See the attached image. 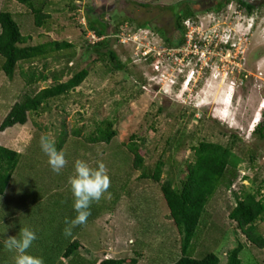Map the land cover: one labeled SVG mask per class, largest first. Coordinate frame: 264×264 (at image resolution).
Returning <instances> with one entry per match:
<instances>
[{
    "label": "rangeland",
    "instance_id": "rangeland-1",
    "mask_svg": "<svg viewBox=\"0 0 264 264\" xmlns=\"http://www.w3.org/2000/svg\"><path fill=\"white\" fill-rule=\"evenodd\" d=\"M179 1L180 4L191 3V8L192 3H197V0H36L32 7L42 6L51 15L52 21L46 30L34 26L29 7L12 0H0V12L8 11L14 16L21 33L29 37L27 45L57 41L73 47L37 62L34 65L37 71L42 70L48 76L62 72L61 79L65 81L73 71L87 69L88 77L67 98L63 111L55 108L47 113L48 116L31 115L25 125H15L11 130L0 132V145L8 142L20 151L30 145L24 152L28 157L41 135L56 141V136L63 130L67 134L80 130V139L68 136L72 142L65 146L66 157L80 155L85 161L89 160L92 167L103 163L110 180L107 193L99 200L106 205L102 220L109 217L110 223H105L103 229L90 230L94 238L97 235L99 238L94 244H86V251L81 252L88 262L97 264L106 258L136 260L135 264H172L176 261L180 255L179 237L168 217L160 184L139 178L140 173H149L161 160L166 164L162 181L171 172L170 177L176 184L184 178V165L191 159L189 145L206 141L226 146L233 138L240 140L234 145V152L243 158L238 177L229 190L219 189L207 204L192 255L198 258L212 252L220 264H224L225 254L241 244V264H262L264 259V249L250 245L228 218L234 205L233 193L241 188L255 191L260 186L258 198L264 200V139L253 133L257 122L264 125L263 114L258 110L264 101V5L257 19L248 18L247 22L235 2L227 4V14L220 18L210 13L199 15L200 26L204 27L210 20L215 25L213 31L231 35L229 44L238 42L245 34L248 43L239 41V47L245 48L242 54L229 48L212 52L217 54L213 60L201 59L210 72L200 79V84L195 74L185 85L181 80L184 81L186 70L194 72L192 65L183 69L181 74L184 75L179 77L180 74L172 69L161 67L156 62L160 58L147 63L138 61L140 56L136 57L146 48L148 52L159 51L161 55L160 50L167 45L155 33L174 41L177 35L173 24L175 14L187 6H177ZM74 5L79 7L74 8ZM94 20L105 27L109 47L117 55L122 69L112 70L108 61L92 63L83 59L81 49L91 40L88 39L89 30L85 28L88 21ZM192 21L196 24V17ZM221 22L227 25L220 26ZM145 24L152 32L138 31L139 26ZM129 37H135L137 41L127 39ZM69 55L73 56L67 60ZM47 85L50 82L37 87ZM21 86L18 78L10 81L0 72V123L10 103L24 92ZM107 121L112 122L116 132L111 144L85 145L83 137ZM76 141L83 147L77 146ZM128 143L139 147L143 157L140 170L132 168ZM251 155L254 156L253 166L248 159ZM243 177L248 180L244 181ZM256 228L264 237V220L257 223ZM0 242V257L13 264L14 253L3 247L2 240ZM53 247L51 242H38L29 253L41 257L44 264H57Z\"/></svg>",
    "mask_w": 264,
    "mask_h": 264
},
{
    "label": "trees",
    "instance_id": "trees-1",
    "mask_svg": "<svg viewBox=\"0 0 264 264\" xmlns=\"http://www.w3.org/2000/svg\"><path fill=\"white\" fill-rule=\"evenodd\" d=\"M12 1L30 8L35 27L49 30L50 22L52 21L51 15L47 11H44L42 6L33 8L32 5L36 0ZM229 2V0H226L223 5H227ZM237 2L248 14L252 12L254 7L251 6L248 1L237 0ZM183 4L176 5L183 6ZM73 7L77 8L79 6L74 5ZM221 7L222 6L219 5L216 11L222 9ZM195 14L196 13L188 6H184L183 10L175 14L173 23L174 29L181 37L175 42H170L160 34V37H162L164 43L168 47H177L184 42L182 22L185 20L192 21V19L195 18ZM139 27L145 29L143 30L140 28L142 31L152 32L147 29L149 27L147 24ZM85 29H88L89 31L87 32H92L101 40L95 44L87 42V45L81 49V53H83L84 56L83 59L91 60L92 63L98 61L105 63L108 61L112 65V70L122 69L123 66L117 55L109 47V38L106 36L105 27L94 20L92 22L88 21ZM20 30L19 24H17L14 16L10 12H0V72L10 81L14 80L15 77L18 78L22 85L21 90L24 91L15 98L14 103L10 106L9 111L2 119L0 123V132H4L15 125H25L28 121V117L31 115L38 118L44 114L47 115V113L57 108L63 111L65 107L64 101L69 98L73 91L81 87L82 83H84L88 77V72L85 68L73 71L65 81L61 79L63 76L62 72H55L48 76L45 75L42 70L37 71L34 66L37 62L46 61L53 54L61 53L73 47L66 42L57 41L27 45L29 37L24 36ZM72 56L73 55H69L67 60L71 59ZM149 62H151V60L147 63ZM43 70H46L45 65H43ZM48 82H50L49 86L47 85L38 89V85ZM262 114L264 117V111ZM100 125V127H94L95 129L93 132L83 137V143L85 145L109 146L111 144L116 136L112 122L107 121ZM51 128H53L52 125ZM253 133L260 139H264V125H257ZM68 136L74 139H80L82 135L78 129L71 131L69 134L63 130V132L55 138L56 147L60 148L63 144L65 145L67 140V143L72 142L68 139ZM182 139L183 141L185 140V138ZM239 141V139L233 138L230 144L226 146L206 141H200L195 146L189 145L188 149L191 152V159L184 165V178L176 184L170 177L171 172H169L168 178L162 181V174L166 164L161 160H158L154 164L149 173H140L139 178L144 180L149 179L156 184H160L159 190L168 210V217L177 231L180 255L172 264H220L219 258L212 252H207L198 258L193 257V245L197 239L199 226L202 223L203 216L206 212V206L210 199L221 188L229 190L238 177V167L243 162V158L234 152V145ZM188 142H190V140ZM75 143L77 146L83 147L79 142L76 141ZM38 148H40V146ZM127 151L129 155H132V168L134 170H140L143 166V157L139 153V147L135 143H128ZM32 155L39 158L45 156L41 152V149H37L36 151L33 150L32 152L29 151V159H26V161L22 163L23 170L21 172L29 171ZM19 157L20 155L16 152L0 146V197L6 193V190L16 174L15 171L20 173V170H17L20 162ZM248 159L251 162V166H253L254 156L251 155ZM101 160L105 163L104 159H100V161ZM170 170L172 169L170 168ZM242 179L244 181L248 180V178L244 177ZM20 181H23V178H21ZM35 183L40 184L41 190H54L59 186L57 184L58 182L56 183L53 179H42V181L39 182L26 177L24 184H14L13 187L16 186L19 191L24 190L25 194H27L29 190L35 189ZM251 183L253 184L254 181H251ZM260 190L261 188L258 186L255 191L241 188L239 192L233 193L234 205L228 214V218L235 223L237 230L240 231L250 245L257 249H264V237L256 228V224L264 220V200L258 198ZM51 195L49 196L50 201H54L52 205L61 204L62 198L60 195L56 193ZM51 212V220H53V209H51ZM30 224L31 223H25V227L35 231L37 235V240L34 241L33 246L38 245V242L41 244L48 241L52 242L57 255V264H61L60 262L62 260L60 259H69L68 264H85L86 261L84 259H78L74 255L75 252L81 248L80 244L75 240L70 242V239L67 237L58 236L59 232L57 231H62L61 229H54L47 221L37 224L33 223V226ZM12 226L13 227L11 230H8V232L10 234L12 233L11 236L14 237L18 235L21 225L18 222H14ZM90 238L88 243L94 244L96 242V237L90 236ZM241 251V244H237L236 247L229 250L225 254L226 259L224 264H241L239 258ZM7 263L8 261L6 259L3 260V258L0 257V264ZM97 263L135 264L136 260L126 261L123 259L106 258L97 261ZM87 264L95 263L88 262ZM262 264H264V259Z\"/></svg>",
    "mask_w": 264,
    "mask_h": 264
},
{
    "label": "crops",
    "instance_id": "crops-1",
    "mask_svg": "<svg viewBox=\"0 0 264 264\" xmlns=\"http://www.w3.org/2000/svg\"><path fill=\"white\" fill-rule=\"evenodd\" d=\"M14 101L15 99L7 107L5 111V115L9 111V108L14 103ZM64 103H66V100L64 101ZM11 129L13 128H10V130ZM66 144L68 143L66 142ZM66 144L65 145L63 144L60 148L58 147L59 149L57 148V150L64 151ZM9 145L10 143L7 142L2 147L12 150L16 152L18 155H20L19 157L20 162L17 168V170H20V173H18V171H15L16 174L14 175L13 180L11 181L8 189L6 190V193L2 197H0V222L3 223V225L0 224V229L4 231L5 228V231L2 234H0L1 235L0 240H2L3 243V239L8 238L9 235L8 230H11V228L13 227L12 223L14 222L20 223L21 228H23L25 227V223L26 224L31 223L30 225L33 226V223L37 224V223H43V221H47V223L50 224V226H52L54 229L62 230V231H57L59 232L58 236L67 237L70 239V242L75 240L77 243L80 244L81 248H79L74 255L78 259L79 258L84 259L87 264L88 258H84L81 252L84 253V251H86V246L89 245L88 240L90 236L93 237L91 233L92 230H96L99 227L103 229L106 225L105 223L109 224L110 222H109V217L106 221L102 220L106 215L105 213L106 209L104 204H101L100 201H98L92 204V207L90 209L91 215L88 217L87 222L83 225H77L76 227H73L71 229L70 236L64 235V231L66 227L70 226L65 223V220L68 219L70 221L76 215V213L72 209V195L71 192L69 191L67 180L69 176L72 175L73 162L77 159L84 160V158H82L80 155L75 157L67 156L68 157V158L66 157V159L68 160L67 166L62 170L60 174H56L50 169L47 163L46 156L39 158L35 155H32L31 156L32 162L29 165V171L21 172L23 170L22 163H24L26 159H29V157H25L26 154L24 155V152L28 146L20 151L18 147H13ZM38 147L39 144L36 145L35 151L37 149H40ZM101 162H103V160H101ZM26 177H29V179L39 182L42 181V179L43 180L53 179L54 181H56V183L58 182L57 184L59 186H57L54 190H49V189L41 190L40 184L35 183V187H34L35 189L31 191L29 190V192L25 194L24 190L19 191L18 188L16 186H15L16 188L13 187V185L14 184L17 185L21 183L24 184ZM21 178H23V181H20ZM55 193L60 195V197L62 198L61 204L52 205L54 201H50L49 196ZM51 209H53L54 211L53 220H51V215H50V213H52ZM98 238L99 237L97 235L95 241L98 240ZM48 242H46L45 244H47ZM5 259L7 260V258ZM60 260H62L60 262L61 264H68L69 261V259L68 260L60 259Z\"/></svg>",
    "mask_w": 264,
    "mask_h": 264
},
{
    "label": "clouds",
    "instance_id": "clouds-1",
    "mask_svg": "<svg viewBox=\"0 0 264 264\" xmlns=\"http://www.w3.org/2000/svg\"><path fill=\"white\" fill-rule=\"evenodd\" d=\"M257 123L255 127L259 125ZM39 146L41 152L47 157L50 169L54 173L60 174L68 164L65 152L57 150L55 141L47 135L40 136ZM67 184L72 195V209L76 213L70 221L65 220V223L70 226L66 227L64 235L70 236L73 227L87 222L88 217L91 215L92 204L98 202L107 193L110 180L103 163H98L95 167H92L87 161L77 159L73 162V172L69 176ZM0 224L3 225L2 222ZM3 232H0V234ZM36 240V232L28 227H23L20 228L18 235L3 239V247L14 253L13 264H44L41 257L29 254V249Z\"/></svg>",
    "mask_w": 264,
    "mask_h": 264
},
{
    "label": "built area",
    "instance_id": "built-area-1",
    "mask_svg": "<svg viewBox=\"0 0 264 264\" xmlns=\"http://www.w3.org/2000/svg\"><path fill=\"white\" fill-rule=\"evenodd\" d=\"M199 26L190 20H185L183 22L184 42L182 43V45L180 47L169 48V47L165 46L164 47L165 49L160 50L161 55H159V51L158 52H153V51L148 52L147 48L146 49L143 48L145 50H142L141 52H139L136 55V57L140 56L138 58V61L148 62L149 60H151V62H152V61L156 60L157 58H160L162 60L157 59L156 62L163 68H170V69H172V71L174 73H179L180 74L179 77L184 75V74H181L183 69H186V67L192 65L190 67H191V69H194V72L190 71L187 73V75L185 76V79L183 81V83L185 85H188V83L191 81L192 77L195 74H196V79H197V77H202L203 74L201 71L195 72V68H192L195 64V59L197 58V60H198V53L199 52H200L201 58H199L198 62L201 59H204L203 52L199 48V42H198L197 36H196L197 31L199 29ZM213 30L214 29H212L211 32L209 33L210 38L208 40V45H211L212 47H214L216 51H219V50H221V51L225 50L226 51L230 48V49H236V51H238L241 54L244 53V48L242 46H241V48L239 47V41H241V40L245 41L248 38L247 34H245V36L242 35L239 38L238 42L229 44V40L232 37L231 35L227 36L223 32L221 34H219L218 31L216 32V30L215 31H213ZM140 31H142V30H139V32ZM120 36L123 37V34H120ZM243 37H245V38H243ZM88 39H91V40H89L90 44H95L96 42H98V40L100 38L96 37L92 32H89L88 33ZM127 39L136 40L135 37H129ZM203 43H206V41H203ZM136 45L138 46L139 43H136ZM142 47H144V46H142ZM236 59H237V57L235 56V60ZM160 61H162V62H160ZM204 61H205V59H204ZM204 61H202V62H204ZM239 61H241V58H239ZM237 65H239V64H237ZM193 80L195 81V79H193ZM263 110H264V101L259 106V111H263Z\"/></svg>",
    "mask_w": 264,
    "mask_h": 264
},
{
    "label": "flooded vegetation",
    "instance_id": "flooded-vegetation-1",
    "mask_svg": "<svg viewBox=\"0 0 264 264\" xmlns=\"http://www.w3.org/2000/svg\"><path fill=\"white\" fill-rule=\"evenodd\" d=\"M225 1L226 0H197V3L196 2L192 3V8H191V3L190 4L184 3V5H187L193 12L196 13L195 14L196 24L201 25V23L199 22L200 21V17H199L200 14L210 13L211 16H216V18L217 17L220 18L224 14H227V11H226L227 5H223ZM229 1H230L229 3H232V2L237 3V8L240 9L239 12L242 13L243 16L246 18L245 22H247L248 18H251L253 16L255 17V19H257L258 15L261 13L260 9L262 8V5H264V0H246L249 2V4L251 6L254 7L252 12L248 14L245 9H243L239 6L237 0H229ZM180 3H181V1L177 2V4H180ZM219 5L222 6L221 7L222 9H220L219 11H216V8ZM177 6H179V5H177ZM235 13H237V11H235ZM221 25L226 26L227 24H225L224 22H221L220 26ZM214 26L215 25H213L212 22L209 20L207 25H205L204 27L203 26L199 27L197 34H196L197 40L199 42V48H200V50H202L204 59L206 61L213 60L214 57L217 55V54H213L214 52H217L215 50V48L212 47L211 45H208V40L210 38L209 33L211 32L212 28H214ZM182 31H183V35H184V29H182ZM175 32L177 35H176V38L174 39V42L179 40V38L181 37V35H179L176 30H175ZM221 33L222 32L220 31L219 34H221ZM155 35L157 36V38L160 39V41H162V43H164L162 38H160V36L157 33ZM203 41H206V43H203ZM243 43H246V45H247L248 38L245 41H243ZM181 45H179L177 47H180ZM166 47H168V46H166ZM169 48H176V47H169ZM246 49H247V47H246ZM205 54H207V55L205 56ZM199 58H201L200 52L198 53V60H199ZM198 60H197V58L195 59L194 68H195V72L201 71L203 74L202 77H197L198 82L200 84V82H201L200 79H204L205 76H207L208 71L210 72V70L209 69L207 70V64L206 63L202 62L201 60L198 62ZM188 72H189V70H186V73H188ZM185 76L186 75H184L183 78ZM181 81L183 82V79Z\"/></svg>",
    "mask_w": 264,
    "mask_h": 264
}]
</instances>
